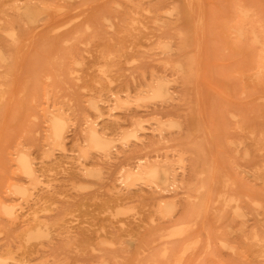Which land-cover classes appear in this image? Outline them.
Listing matches in <instances>:
<instances>
[{"label": "rangeland", "instance_id": "1", "mask_svg": "<svg viewBox=\"0 0 264 264\" xmlns=\"http://www.w3.org/2000/svg\"><path fill=\"white\" fill-rule=\"evenodd\" d=\"M243 1L264 37V0ZM232 5L0 0V201L23 213L0 207V264H264V53L235 49Z\"/></svg>", "mask_w": 264, "mask_h": 264}, {"label": "bare ground", "instance_id": "2", "mask_svg": "<svg viewBox=\"0 0 264 264\" xmlns=\"http://www.w3.org/2000/svg\"><path fill=\"white\" fill-rule=\"evenodd\" d=\"M185 1H186L188 12L184 15V20H187V21L201 20L200 17L196 16V12H195L196 5L199 4L198 8L200 7V0H185ZM232 7H233V14L230 19L233 24L229 28L231 30V33L234 34L233 38H234L235 49L239 51L241 46H246L242 41L244 36H245L244 41H246L247 43L250 40L257 42V41H260V38H262L261 51L262 53H264V37H261L259 31L256 29L257 25L255 24V22L253 23V19L251 17V9H250L249 4L245 3L243 0H233ZM69 52L72 53V50H70ZM0 57H2L1 53H0ZM1 59H4V58H1ZM246 65L247 64L244 63L238 67V69H240L239 73L242 77L252 79L253 74L250 71H248V69H245ZM262 67H264V55H262V63L260 65V68ZM91 106L96 111L98 110V107L95 104H91ZM51 121H52V132H51L52 140L54 141L56 145H58V147H61V145L65 143V128H66L65 125H67L68 117L65 116L62 112H58L57 114H54L51 116ZM89 130H90L89 138L91 142L94 144V146L102 149V148L108 147L111 144L112 141L110 139L108 140L105 139L104 136H102L101 132H99V130L92 128V127ZM252 140L254 139L252 138ZM20 152L21 153H19L17 157V168L23 173L24 176L27 177V179H29V182L31 185L36 186L40 182V178H39V175L37 174V170L36 168L33 167V163L31 159L28 157V154L23 152L22 150H20ZM163 169L164 171H158L157 169H151L150 174L156 180H159L160 183L166 186L170 183L169 181L170 173L166 168H163ZM15 183H12V182L11 183L9 182V184L7 183L8 186L7 185L5 186L7 187V189L4 188L6 190V193L9 190L8 194H14V195H17V198L25 199L27 197L28 188H25L22 185L21 186L16 185ZM210 188H209V191L207 192L208 194L211 193ZM5 200H7V202ZM5 200L0 201V207L2 211L5 213V215H7L8 218L15 221L23 213L19 211L18 204L15 203L16 200L14 198L10 197ZM207 201L208 200H206L205 205H207ZM231 201H234V199L231 198ZM121 222L122 224H125L123 221ZM121 227H124V226H121ZM182 232H183V229L175 232L172 235H180L182 234ZM245 237L247 238V236Z\"/></svg>", "mask_w": 264, "mask_h": 264}]
</instances>
